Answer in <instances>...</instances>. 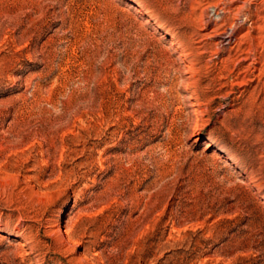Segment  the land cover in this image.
Listing matches in <instances>:
<instances>
[{
    "label": "rangeland",
    "instance_id": "1",
    "mask_svg": "<svg viewBox=\"0 0 264 264\" xmlns=\"http://www.w3.org/2000/svg\"><path fill=\"white\" fill-rule=\"evenodd\" d=\"M0 264H264V0H0Z\"/></svg>",
    "mask_w": 264,
    "mask_h": 264
},
{
    "label": "bare ground",
    "instance_id": "2",
    "mask_svg": "<svg viewBox=\"0 0 264 264\" xmlns=\"http://www.w3.org/2000/svg\"><path fill=\"white\" fill-rule=\"evenodd\" d=\"M228 34H229V32H228ZM223 35H224V34H223ZM226 40L229 41V40H230V37H226ZM179 48H180V47H179ZM183 49H184V48H183ZM183 51H184V50H183ZM182 53H183V52H182ZM186 53H188V52H186ZM196 102H198V101H196ZM195 104H196V103H195ZM195 104H194V105H195ZM197 106H198V105H197ZM195 107H196V106H195ZM198 107H199V106H198Z\"/></svg>",
    "mask_w": 264,
    "mask_h": 264
}]
</instances>
